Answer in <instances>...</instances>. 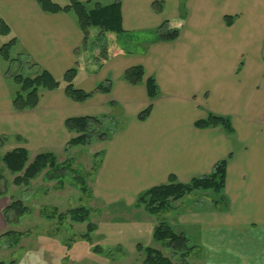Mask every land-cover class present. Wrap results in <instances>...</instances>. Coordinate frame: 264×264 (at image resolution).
Masks as SVG:
<instances>
[{
	"label": "crops",
	"instance_id": "1",
	"mask_svg": "<svg viewBox=\"0 0 264 264\" xmlns=\"http://www.w3.org/2000/svg\"><path fill=\"white\" fill-rule=\"evenodd\" d=\"M156 2L161 12L154 10ZM120 14L126 33L154 31L168 22L178 37L144 43L132 52L116 50L93 74V57L76 55L83 35L71 14L44 13L36 0H0V18L16 39L12 57L23 54L57 80L77 66L74 83L85 92L112 82L109 93H95L83 103L68 99L63 88L41 91L35 109L16 113L15 89L6 83V64L0 60V135L15 137L12 149L34 156L63 151L75 136L64 127L67 118L110 115L113 102L122 111L118 119L126 122L97 145L94 154L100 152L102 161L93 197L130 207L140 193L167 183L169 176L187 183L228 159L223 189L228 206H195L176 215L171 226L201 247L202 264H264V0H120ZM226 16L233 17L230 26ZM4 41L0 37V47ZM136 65L144 68V82L152 77L159 88L144 121L137 119L149 104L144 82L131 86L122 79ZM209 113L228 117L233 134L194 126ZM4 200L0 231L6 228Z\"/></svg>",
	"mask_w": 264,
	"mask_h": 264
},
{
	"label": "trees",
	"instance_id": "2",
	"mask_svg": "<svg viewBox=\"0 0 264 264\" xmlns=\"http://www.w3.org/2000/svg\"><path fill=\"white\" fill-rule=\"evenodd\" d=\"M40 9L44 13L71 14L83 35V41L80 49L76 50V55L85 53L86 57H93L92 73L98 72L103 61L109 60L116 50L135 51L140 49L141 44H150L155 42H171L178 37V30L172 28L168 22H164L154 31L146 33L130 34L122 29L120 0H113L108 5H102L98 2L87 6L78 0H68L66 3H59L57 0H36ZM156 12H161L162 4L156 2L153 4ZM233 17L224 18L227 26L232 24ZM97 29L98 34L90 37L91 30ZM114 35L107 38V35ZM0 37L5 39L0 47V60L6 64L4 77L6 80H13L19 87L11 96L12 108L16 113L30 111L35 109L39 103L41 91H54L63 88L68 99L74 103H83L91 98L95 93H109L112 82L105 80L98 84L93 91L85 92L76 88L75 78L78 73L77 66L67 70L60 80L51 76L44 69L35 68L37 65L28 60L23 54H17L12 57V50L16 45V39L11 35L10 28L0 18ZM135 40V42H133ZM131 42V43H128ZM133 42V43H132ZM28 65L30 69H23V65ZM122 79L131 86H137L144 82V68L136 65L128 68L123 73ZM148 106L138 115L139 121H144L152 110V102L159 95V88L154 78L149 77L144 82ZM110 106L114 112L110 115L102 116H84L71 117L64 121L65 129L75 136L72 137L63 149V153L68 155L70 150L78 146H87L93 142H104L112 137L113 134L121 130L124 123L119 121L118 116L122 111L113 102ZM194 126L198 129L221 128L227 135L233 134L231 121L228 117L209 113L205 119L196 121ZM7 136L0 135V148L7 142ZM100 158V159H99ZM94 173L97 172L102 154L93 155ZM98 160V161H97ZM228 159L216 163L210 174L195 177L187 183L176 182L174 176H169L166 184H161L149 188L140 193L134 203L135 208L140 206L150 214H157L170 208V202L179 200L197 191H211L214 194L212 206L215 208H226L228 206L227 198L223 195V189L226 177V167ZM0 163L3 168L14 175V186L27 187L31 181L36 179L41 173L45 172V178L48 181H55L59 185L61 179L68 177L70 185L80 191L81 194L87 193V175H82L79 171L72 168L73 162L67 158L63 162H58L57 155L52 152H41L29 159V153L24 148H15L5 152L0 156ZM86 177V178H85ZM3 180V174L0 172V183ZM6 195V191L0 186V198ZM29 213V209L19 200L11 202L2 210V217L6 225L17 223L24 215ZM59 220L70 218L72 222L85 223L89 218V211L84 207H77L66 211L64 214L57 215ZM87 233L94 230V226L88 224ZM19 234L5 232L1 237H8L11 240L9 245L18 243ZM152 239L162 248L171 251L172 256L178 255V262L173 263L170 258L165 257L159 250L153 247H144L141 244L136 245V251L143 255L141 264H188L186 259L196 257V248L191 245L188 238L174 229L169 223L161 222L153 230ZM1 240V239H0ZM3 264V263H0Z\"/></svg>",
	"mask_w": 264,
	"mask_h": 264
},
{
	"label": "rangeland",
	"instance_id": "3",
	"mask_svg": "<svg viewBox=\"0 0 264 264\" xmlns=\"http://www.w3.org/2000/svg\"><path fill=\"white\" fill-rule=\"evenodd\" d=\"M108 1L111 0H95L94 2L104 4ZM97 31L93 29L91 33ZM135 41L137 40L134 39L133 42ZM262 57L264 59V46ZM25 68L30 69L26 64L23 65V69ZM6 83L12 91L19 89L11 79ZM15 143V137H8L6 144L0 148V156L11 151ZM97 145H101L100 142L74 147L68 155L63 151L54 153L57 155L58 162L70 158L73 162L72 168L83 176L90 173L87 178L85 177L89 190L85 194L73 188L68 177L61 179L63 184L59 185L55 181L46 180L45 172L31 181L27 187L14 186L15 176L7 172L0 163V172L3 174L0 186L6 191L4 196L6 205L11 200H19L29 209V213L21 217L17 223L8 224L0 231L1 236L5 232L20 235L18 243L13 246L9 245L12 239L0 238V263L141 264L143 255L136 251L138 244L153 247L165 257L170 258L173 263L178 262L177 254L172 256L170 250L154 242L153 230L161 222L174 224L176 215L181 214L182 211L188 212L195 206L201 209L211 208L215 197L213 192L197 191L187 194L179 200L170 202V208L167 210L153 215L147 213L143 206L125 207L122 202L108 205L92 195L97 173L92 175L94 173L93 154L97 152ZM33 157L34 154L30 153L29 159ZM77 207L88 209L89 218L85 223L72 222L70 218L58 219L57 215ZM88 224L94 226V230L90 233H87ZM195 248L196 257L187 258L188 264L203 263V250L198 246ZM198 256H200L199 259H197Z\"/></svg>",
	"mask_w": 264,
	"mask_h": 264
}]
</instances>
